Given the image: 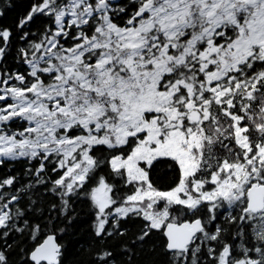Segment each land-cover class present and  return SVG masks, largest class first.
I'll use <instances>...</instances> for the list:
<instances>
[{"label": "snow or ice", "instance_id": "obj_1", "mask_svg": "<svg viewBox=\"0 0 264 264\" xmlns=\"http://www.w3.org/2000/svg\"><path fill=\"white\" fill-rule=\"evenodd\" d=\"M0 264H264V0H0Z\"/></svg>", "mask_w": 264, "mask_h": 264}]
</instances>
